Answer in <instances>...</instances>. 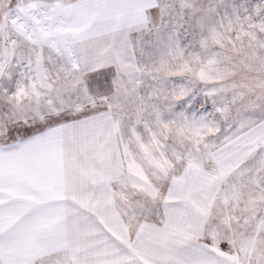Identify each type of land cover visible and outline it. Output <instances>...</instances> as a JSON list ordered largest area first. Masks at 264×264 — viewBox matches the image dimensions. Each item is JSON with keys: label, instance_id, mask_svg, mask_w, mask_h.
<instances>
[{"label": "snow or ice", "instance_id": "1", "mask_svg": "<svg viewBox=\"0 0 264 264\" xmlns=\"http://www.w3.org/2000/svg\"><path fill=\"white\" fill-rule=\"evenodd\" d=\"M0 264H264V0H0Z\"/></svg>", "mask_w": 264, "mask_h": 264}]
</instances>
